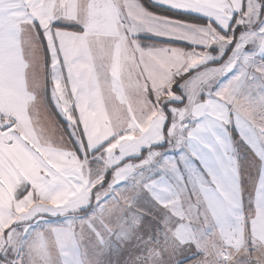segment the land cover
Here are the masks:
<instances>
[{
  "label": "snow or ice",
  "instance_id": "obj_1",
  "mask_svg": "<svg viewBox=\"0 0 264 264\" xmlns=\"http://www.w3.org/2000/svg\"><path fill=\"white\" fill-rule=\"evenodd\" d=\"M0 264H264V0H0Z\"/></svg>",
  "mask_w": 264,
  "mask_h": 264
},
{
  "label": "crops",
  "instance_id": "obj_2",
  "mask_svg": "<svg viewBox=\"0 0 264 264\" xmlns=\"http://www.w3.org/2000/svg\"><path fill=\"white\" fill-rule=\"evenodd\" d=\"M149 39H155V37H148Z\"/></svg>",
  "mask_w": 264,
  "mask_h": 264
}]
</instances>
